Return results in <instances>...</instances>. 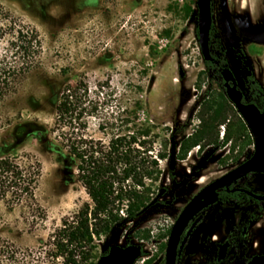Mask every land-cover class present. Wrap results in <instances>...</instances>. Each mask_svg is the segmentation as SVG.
Wrapping results in <instances>:
<instances>
[{
  "label": "rangeland",
  "instance_id": "obj_1",
  "mask_svg": "<svg viewBox=\"0 0 264 264\" xmlns=\"http://www.w3.org/2000/svg\"><path fill=\"white\" fill-rule=\"evenodd\" d=\"M186 3L0 0V59L21 62L12 47L14 26L37 30L42 43L40 53L32 59L35 67L19 77L15 91L0 101V140L11 122L19 119H37L53 127L63 87L82 81L87 85L83 119L87 122L84 137L88 148L91 141L94 146H107L116 136H139L149 129L150 134L141 137L153 145L146 155H166L158 158L159 170L153 178L145 179L149 188L146 205L137 217L111 234L95 236L90 262L96 263L111 245L140 242L144 252L135 264H165L170 231L186 202L254 151L240 115L232 109L227 110L225 121L217 123L212 136L183 151L187 140L208 119L207 108L228 99L205 66L196 14L188 11ZM261 23L264 0H213L216 36L228 50L232 69L240 77L238 55L244 49L254 76L264 88V43L244 29ZM172 137L178 146L173 170ZM57 138V132L31 137L24 145V150L41 162L42 177L34 203L23 202L12 209L0 203V264H64L61 256H55L52 236L64 219L93 203L74 160ZM206 157V166L193 174V167ZM184 176L194 179L167 202L172 199L174 177L181 180ZM206 177L209 180L203 183ZM251 182L258 183L257 178ZM162 189L165 195L159 196ZM251 205L255 203L217 204L206 210L199 232L187 245L184 264H200L209 258L210 226L221 222L224 232V217L228 213L239 217ZM126 209L124 206L120 213L126 214ZM254 215L258 225L252 230L249 249L251 253L264 252V211Z\"/></svg>",
  "mask_w": 264,
  "mask_h": 264
},
{
  "label": "trees",
  "instance_id": "obj_2",
  "mask_svg": "<svg viewBox=\"0 0 264 264\" xmlns=\"http://www.w3.org/2000/svg\"><path fill=\"white\" fill-rule=\"evenodd\" d=\"M186 8L196 14V0H187ZM14 54L21 62L12 64L6 57L0 59V101L6 99L16 88V80L30 72L35 64L32 59L42 48L37 30L20 25L13 27ZM210 46L219 50L222 63L227 66L225 50L212 27ZM212 77L219 81L218 72L210 61H205ZM252 90L250 101L264 106V90L261 85L249 76ZM219 84L224 91L223 85ZM87 85L82 81L75 84L67 83L60 94L53 127L37 119H19L11 122L9 129L0 140V203L12 209L16 205L36 200V190L42 177V164L31 153L24 150L25 143L31 137H46L57 132L59 144L66 147L70 157L78 169L79 179L86 187L92 205L86 204L72 218L63 220L52 236L55 256H61L64 264H96L90 262L93 256L95 236L103 233L111 234L128 220L138 216L139 210L146 205L147 191L145 179L153 178L159 170V159L166 157L158 153L156 158L146 155L152 148L146 139L149 129L138 135L116 136L107 146H91L88 148L84 131V97ZM217 107L207 106L209 117L201 129L185 143L186 152L201 143L206 136H212L217 123L227 119V110H234L228 99H224ZM230 107V108H229ZM241 126L247 138H253L240 117ZM139 146V147H138ZM144 154V155H143ZM150 157V158H149ZM129 182V183H127ZM228 198L226 194L223 199ZM127 207L126 214L120 210ZM104 253H107L104 252Z\"/></svg>",
  "mask_w": 264,
  "mask_h": 264
},
{
  "label": "water",
  "instance_id": "obj_3",
  "mask_svg": "<svg viewBox=\"0 0 264 264\" xmlns=\"http://www.w3.org/2000/svg\"><path fill=\"white\" fill-rule=\"evenodd\" d=\"M197 33L200 49L204 60H213L210 48V35L213 24L212 0H196ZM256 38L253 33H249ZM224 80V88L227 97L236 108L237 112L244 120L247 128L254 139L253 154L233 169L227 171L213 181L202 187L184 206L179 216L175 220L167 243L166 264H176L180 250L187 242L193 226L200 219L197 218L192 227L187 232L186 237L181 238L190 221L204 208L216 203L219 199L220 190L230 186L237 180L246 177L251 172L264 173V107L260 109L253 102H244L243 91L238 87L237 78L230 67L221 70ZM170 151V168L174 169L176 164V141L172 137ZM211 153V152H210ZM207 157L193 168V173L206 166ZM193 176H187L181 181L174 180V191L185 188L193 180ZM233 190H236L234 188ZM165 189H162L159 196H162ZM259 199H264L263 195H256ZM181 243V244H180ZM222 251H225L227 244H220ZM142 255L141 243H132L127 246L111 245L108 252L101 255L96 264H135ZM249 264H264V254L255 255Z\"/></svg>",
  "mask_w": 264,
  "mask_h": 264
},
{
  "label": "flooded vegetation",
  "instance_id": "obj_4",
  "mask_svg": "<svg viewBox=\"0 0 264 264\" xmlns=\"http://www.w3.org/2000/svg\"><path fill=\"white\" fill-rule=\"evenodd\" d=\"M212 16H213V0H212ZM212 27H214V24H212ZM214 29H215V27H214ZM244 29L248 33H253L255 35V37H256L254 39H257L261 43H264V24L263 23H261L260 25H258L254 29H249V30L247 28H244ZM215 31H216V29H215ZM219 40L221 42L222 48L225 50L224 57H225L228 65L227 66L223 65L222 56L220 55L221 53H220L219 50L214 51L213 49H211V54H212L213 60H209V61L213 64L214 71L218 72L219 81L221 82V84L223 85V88H224V80L222 78L221 70L224 67H230L231 69H232V67L230 65V60H229V57H228V50H227L226 46L223 44V42H222V40L220 38H219ZM210 48H211V46H210ZM238 57L240 58V62L242 64V67H241V72L242 73H241L240 77H238L236 75V73L234 72L233 69L232 70H233V72H234V74H235V76L237 78L238 87L243 91V94H244L243 101L244 102H252V101H250L252 90H251V87H250L251 85H250L249 76L252 75L255 81H257L258 83H259V81L254 76V74H253V72H252V70H251V68H250V66L248 64L247 53H246V51L244 49H242L240 51ZM205 61L206 60H204V63H205ZM208 72H209L210 76L212 77L211 72L209 70H208ZM212 79L216 80L218 82V84H219V81L216 78L212 77ZM263 90H264V88H263ZM224 91H225V88H224ZM228 101L230 102V104H232L231 101L229 100V98H228ZM253 103H255V102H253ZM232 106L234 107L233 104H232ZM257 106L260 109H262L264 107V106L261 107L259 105H257ZM234 109L236 110L235 107H234ZM171 140H172V138H171ZM175 141H176V138H175ZM253 142H254V139H253ZM171 144H172V141H171ZM176 145H177V143H176ZM177 147H176V161H177V153H178L177 152ZM253 152L251 153V155L253 154ZM251 155L246 157L243 161L247 160ZM171 170H173V169H171ZM200 170H198V171H200ZM197 172H195V173H197ZM192 173H193V169H192ZM185 177H187V176L182 177L181 180H183V178H185ZM254 178H257L258 183H252L251 182L252 180H254ZM174 180L181 181V180H178L175 177H174L173 181ZM173 186H174V184H173ZM234 188H236V190H233ZM180 190H182V189H180ZM219 190H220V194H219L218 201L216 203L212 204V205H209L208 207L204 208L203 210H201L190 221L188 227L186 228L185 232L183 233L182 238H181V242L186 237L187 232L192 227L193 223L195 221H197V218L200 217V219L193 226V229H192L190 235L188 236L187 242L185 243L184 247L181 250H180V245H179L180 253L178 254L177 263L176 264H184V262H185V260H184L185 250L187 249V245H188L190 239L194 235L196 236V233L199 232V228L202 225V222H204V220H205V211L210 209V208H212L213 206H215L217 204H224V205L228 204V205H231V206H238L239 204H242V203L247 202V201L248 202H252V204L255 203L254 206L251 205V207L244 208L241 211V214L239 215V217H237L236 214L233 215L231 213H228V215H226L224 217L225 220H227V224L225 226L224 232L221 229V222L220 223L214 222L210 226V228L208 229V235H209V238H210V241H211V245H212L211 246V254L209 255V258H207L203 263H200V264H249L250 260L255 255L264 254V252H262V251L251 253V250L249 249V247L252 244L249 241V239L252 237V235H251L252 230H253V228H255L258 225V221H257V219H255L254 212L258 213V211H261V212L264 211V199H259V198L256 197V195H263L264 196V173L251 172L246 177L241 178V179L237 180L236 182H234L230 186V190H227L226 188L219 189ZM177 191L178 190L174 191V188H173V191L171 193L172 199L168 200L167 202H171L175 198ZM224 194H226L228 198L223 199V195ZM163 195H165V193H163ZM188 201L186 202V204L188 203ZM252 207L257 208V210H255ZM231 210H233V209H231ZM218 228H220L221 234H222V238H219V239L216 238V231L218 230ZM260 229H261V227L258 228L256 231H258ZM213 236H214V238H213ZM213 242H215V243H213ZM137 243H140V242H137ZM130 244H132V243H130ZM134 244H136V243H134ZM220 244H227V247L225 248L224 252L222 251ZM127 245H129V244H127ZM141 245H142V243H141ZM109 248H108V250H109ZM108 250H107V252H108ZM143 252H144V250H143V245H142V255H143ZM165 264H166V255H165ZM187 264H189V263H187ZM191 264H199V263H191Z\"/></svg>",
  "mask_w": 264,
  "mask_h": 264
},
{
  "label": "bare ground",
  "instance_id": "obj_5",
  "mask_svg": "<svg viewBox=\"0 0 264 264\" xmlns=\"http://www.w3.org/2000/svg\"><path fill=\"white\" fill-rule=\"evenodd\" d=\"M203 179H204L203 183H206L209 180V177H206V178H203ZM221 236H222L221 231L218 228V230L216 231V237L220 238ZM114 245H118V244H114Z\"/></svg>",
  "mask_w": 264,
  "mask_h": 264
}]
</instances>
